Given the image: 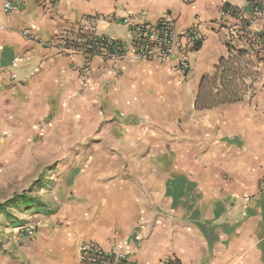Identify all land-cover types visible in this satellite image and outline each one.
<instances>
[{"label": "crops", "instance_id": "crops-1", "mask_svg": "<svg viewBox=\"0 0 264 264\" xmlns=\"http://www.w3.org/2000/svg\"><path fill=\"white\" fill-rule=\"evenodd\" d=\"M14 1L4 13L0 0V166L26 189L44 180L43 203L56 212L49 228L0 237V264H79L88 239L118 242L139 264H264L262 82L242 100L194 105L228 50L220 7L244 0H58L53 10ZM92 13L166 19L179 33L194 26L202 41L185 76L147 60L104 74L93 57L84 85L80 57L21 34L51 38ZM99 31L127 36L112 22Z\"/></svg>", "mask_w": 264, "mask_h": 264}, {"label": "built area", "instance_id": "built-area-1", "mask_svg": "<svg viewBox=\"0 0 264 264\" xmlns=\"http://www.w3.org/2000/svg\"><path fill=\"white\" fill-rule=\"evenodd\" d=\"M58 0H43V7L53 10ZM188 1V0H184ZM14 0H3L2 10L10 13L17 8ZM218 27L223 30L227 49L233 53L243 52L258 72L262 73L264 88V0H244L242 5L223 4L220 7ZM101 22L114 23L126 29V37H115L99 31ZM21 29L26 40H34L40 46L53 49L69 57H80L77 76L80 83L87 85L91 64L90 58L98 57L101 73H116L113 64L121 60L172 62L174 68L185 76L190 70V55L199 47L202 37L193 26L177 32L166 19L156 22L134 20L128 16L92 13L71 22L63 31L51 38H41L31 30ZM10 79L16 74L10 72ZM257 189L264 192V174L257 181ZM17 233L31 235L33 226L21 225L14 228ZM79 264H139L129 258L127 250L118 242L109 246L88 239L77 246ZM165 264H176L168 260Z\"/></svg>", "mask_w": 264, "mask_h": 264}, {"label": "trees", "instance_id": "trees-1", "mask_svg": "<svg viewBox=\"0 0 264 264\" xmlns=\"http://www.w3.org/2000/svg\"><path fill=\"white\" fill-rule=\"evenodd\" d=\"M258 81L259 72L252 61L243 52L233 53L227 50L226 55L218 60L213 71L201 77L194 105L196 108H210L242 100L248 92H252L254 83ZM30 191L31 189L28 188L14 193L5 201H0V211L7 212V205L21 204L30 207L38 202Z\"/></svg>", "mask_w": 264, "mask_h": 264}, {"label": "rangeland", "instance_id": "rangeland-1", "mask_svg": "<svg viewBox=\"0 0 264 264\" xmlns=\"http://www.w3.org/2000/svg\"><path fill=\"white\" fill-rule=\"evenodd\" d=\"M261 76L262 73L259 72V81L256 83L261 82ZM28 181L27 179L16 178L15 173L12 170H8L7 166H0V201H5L13 195V193H19L26 189L25 187ZM44 182V180H35L34 183L29 186L31 189L30 194L38 199V202H35V204L30 207H25L21 204L16 206L7 205V212L0 211V237L17 235L14 228L21 225L33 226L34 230L32 234L39 232L43 228L50 227L47 220L50 214L56 212V210L47 207V205L43 203L45 202V194L50 189Z\"/></svg>", "mask_w": 264, "mask_h": 264}]
</instances>
